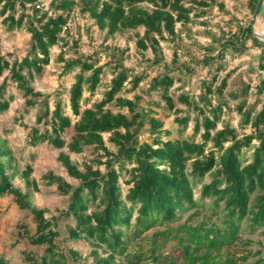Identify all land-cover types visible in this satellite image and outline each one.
I'll return each instance as SVG.
<instances>
[{
  "label": "trees",
  "instance_id": "obj_1",
  "mask_svg": "<svg viewBox=\"0 0 264 264\" xmlns=\"http://www.w3.org/2000/svg\"><path fill=\"white\" fill-rule=\"evenodd\" d=\"M260 1L245 0L242 7L253 17ZM215 10L231 15L224 0H51L47 9L41 0H0L6 33L25 28L30 36L25 56L11 60L2 53L0 34V113L15 99L9 90L13 87L24 98L27 109H36L35 125L26 127V145L68 149L69 154H59L58 162L67 176L78 182L72 185L52 171L42 176L44 185L54 186L58 194L68 198L67 208L48 219L46 209L33 205L34 192L41 190L32 179V164L21 168L0 136V197H12L20 210L31 215L30 226L18 225V239L45 247L42 256L23 252L25 262L138 263L141 256L128 253L129 232L139 236L162 225L168 230L156 236H172L184 264H236L231 257L223 258V249L236 243L245 222L252 231L264 227V78L253 85L242 73L228 71L226 62L230 55H245L250 41L252 47L260 49L258 70H263L264 41L255 36L253 21L243 23L231 17L224 27L212 29L210 18ZM75 15L92 20L105 33V41L135 32L138 56L155 72L148 92L156 94L158 100L148 104L175 115L180 127L178 138H171L164 122L152 117L151 110L140 107L142 98L137 91L149 74L128 68L125 50L110 47L109 61L99 65L95 56L86 58L78 51L77 41L69 44L65 38ZM195 25L204 28L203 35L210 42L192 51L185 45V37L196 42ZM163 42L175 44L171 61L166 60ZM59 44L62 49L73 48L75 53L65 58L62 50L57 58L62 63L61 76L78 70L69 90L73 118L63 113L60 98L54 97L51 104L52 96L33 86L50 65L51 51ZM183 50L189 61L182 60ZM198 66L208 68V74L200 81V93L191 95L185 91V78ZM105 68L111 71L108 89L100 101L83 108L85 92L95 95ZM132 93L133 98L124 95ZM231 101L236 102L240 116L237 128L225 117L232 110ZM112 107L120 111L115 113ZM190 122L191 133L185 137ZM69 130L74 134L67 142L64 135ZM143 131L149 133L146 141L140 140ZM87 149H91V159L82 163L72 160L70 154L81 155ZM248 150L252 156L246 162ZM16 180H21L24 190ZM122 183L127 187L125 194ZM207 207L213 216L198 221L200 210ZM184 216V222L170 228ZM61 218L72 221L66 229L69 239L85 241L93 248L91 262L74 249L68 255L59 250L56 241ZM156 250L153 247L148 253ZM154 259L177 264L166 256ZM0 264H9V260L0 257Z\"/></svg>",
  "mask_w": 264,
  "mask_h": 264
},
{
  "label": "rangeland",
  "instance_id": "obj_2",
  "mask_svg": "<svg viewBox=\"0 0 264 264\" xmlns=\"http://www.w3.org/2000/svg\"><path fill=\"white\" fill-rule=\"evenodd\" d=\"M51 0H41V3L48 8ZM245 0H225L227 10L231 15H221L218 11H214L211 15V28L218 29L215 26H225L226 22L231 17L237 18V20L243 23H249L253 21L248 11H245L242 7ZM2 17H0V34L2 53L10 55V59H21L25 56L29 46L30 36L25 30L13 31L12 33H6L4 26L1 24ZM69 44L72 45L74 41L78 42V51L82 53L86 58L93 57L98 61L99 65H103L109 61V54L111 53L110 47H117L126 51L125 65L136 73L147 72L149 78L141 83L140 89L137 91L141 96L140 107L151 110V116L155 117L165 124V129L171 132V138L176 139L180 134V127L174 121L175 115L168 114L161 107H156L153 104H148L149 101H157L158 96L154 93H149V80L154 76L155 72H151L148 64L140 59L136 50L137 36L134 31H127L121 34H117L115 38L105 41V33L98 30L93 25V21L84 19L78 15L71 18L69 24ZM254 32L264 37V5L262 6L257 19L254 22ZM204 28L200 25L193 26V42L192 39L185 37V45L190 46V50H198L199 46H205L209 44L210 38L203 35ZM210 30V28H209ZM227 30V27H226ZM139 34H143V30L140 29ZM64 36V35H63ZM162 47L167 61H171L173 57V49L175 44L163 42ZM248 51L245 55L240 57H227V70H235L236 74L242 73L243 78L257 85L261 79L264 78V69L258 70V56L260 49L251 46V42L247 43ZM64 50L66 53L65 58H71L75 56L73 48L62 49V44H59L51 51V63L46 67L42 76L38 77L33 86L36 91L45 95L52 96L51 104L54 97L60 98L63 102V113L72 117V112L69 107V90L74 82V76L78 70L73 71L70 75L61 76L62 63L58 62L57 58L60 52ZM182 60L189 61L190 57L186 51H182ZM152 58L151 52L148 53ZM195 73L185 78L186 85L185 91L191 95H198L200 93V81L203 80L208 74V68L201 66L196 67ZM111 79V71L109 68H105L102 79V84L98 88L95 95L91 96L88 92L84 94L83 108L91 107L94 103L100 101L103 98L104 92L108 89ZM2 78H0V83ZM178 85L175 86V88ZM174 88V89H175ZM11 94L15 99L12 102L10 108L0 113V136L7 142L9 148L15 153L17 160L21 168L26 163L32 164L34 173L32 179L36 180L39 184L40 192H34L33 205L46 209L48 211L46 217L51 219L52 217H58L59 212L67 208L68 198L57 193L54 186L48 187L44 185L42 176L52 171L57 176L65 178L67 182L72 185H77L78 182L67 176L64 168L58 162V156L61 152L69 154L68 149L58 150L47 144L41 145L36 149L30 148L26 145V136L28 133L27 128H31L35 125L36 109H27L25 107L24 98L13 88L10 89ZM255 92V90L253 91ZM128 98H133L135 93L124 94ZM264 98V96H263ZM250 102H254V97L250 98ZM230 106L232 110L225 116L234 128L238 127L240 116L237 113L235 106L236 102L231 101ZM178 108L185 110L184 106L177 105ZM260 108V106H259ZM115 113L119 112L118 107H112ZM189 129L184 133V136H189L193 122H190ZM27 127V128H26ZM221 128V126H219ZM74 132L69 130L64 139L69 142ZM149 137V133L143 131L140 134V140L146 141ZM26 148V150H24ZM31 155L35 156V159L31 160ZM72 160L77 163H82L86 159H91V149H87L84 154L75 155L70 154ZM252 150L246 151L244 161L251 160ZM16 185H19L24 190V185L21 180L15 181ZM127 187L122 183V192L125 194ZM199 189H197V192ZM200 216L198 221L206 218V216H213V212L210 208L200 210ZM187 216H184L181 220L170 225V228H175L178 224L185 221ZM213 220H217L216 216ZM26 224L31 225V215L28 211L20 210L13 202L12 197L4 196L0 197V257H5L9 260V264H29L23 260V252L32 253L35 256H42L45 252L44 246H32L26 240H19V228L18 225ZM58 230L60 236L56 241L59 250L68 255L69 250L74 249L81 254L83 258H86L88 262L92 261L91 252L93 248L85 241H78L69 239L66 233V229L69 225H72V221L61 218L58 221ZM166 226H156L146 229L142 234L136 236L133 230L129 232L128 253L131 255L139 254L141 261L134 264H164L162 259H154L158 256H166L169 259H174L177 264H184L181 259V252L177 246L176 240L169 235L156 234L167 231ZM156 247L157 250L150 255L148 250ZM222 256L225 259L227 256L235 260L236 264H264V227L260 229L251 230L248 224L245 222L242 231L237 239L236 243L230 247H225L222 251Z\"/></svg>",
  "mask_w": 264,
  "mask_h": 264
},
{
  "label": "water",
  "instance_id": "obj_3",
  "mask_svg": "<svg viewBox=\"0 0 264 264\" xmlns=\"http://www.w3.org/2000/svg\"><path fill=\"white\" fill-rule=\"evenodd\" d=\"M263 5H264V0H261V1L259 2V4H258L257 9H256V12H255V15H254V18H253V22H255V20L257 19V17H258V15H259L260 10H261V8H262ZM254 34H255V36H256L257 38H259L260 40L264 41V37H263V36L257 34L256 32H254Z\"/></svg>",
  "mask_w": 264,
  "mask_h": 264
},
{
  "label": "crops",
  "instance_id": "obj_4",
  "mask_svg": "<svg viewBox=\"0 0 264 264\" xmlns=\"http://www.w3.org/2000/svg\"><path fill=\"white\" fill-rule=\"evenodd\" d=\"M224 2H225V0H224ZM225 5H226V3H225ZM226 8H227V6H226Z\"/></svg>",
  "mask_w": 264,
  "mask_h": 264
}]
</instances>
